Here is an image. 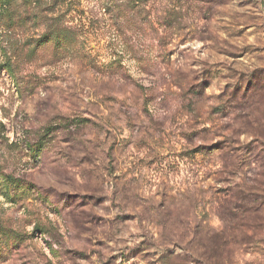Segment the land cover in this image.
<instances>
[{"label":"rangeland","instance_id":"obj_1","mask_svg":"<svg viewBox=\"0 0 264 264\" xmlns=\"http://www.w3.org/2000/svg\"><path fill=\"white\" fill-rule=\"evenodd\" d=\"M0 264H264V0H0Z\"/></svg>","mask_w":264,"mask_h":264},{"label":"trees","instance_id":"obj_2","mask_svg":"<svg viewBox=\"0 0 264 264\" xmlns=\"http://www.w3.org/2000/svg\"><path fill=\"white\" fill-rule=\"evenodd\" d=\"M6 179H10V176H7Z\"/></svg>","mask_w":264,"mask_h":264}]
</instances>
